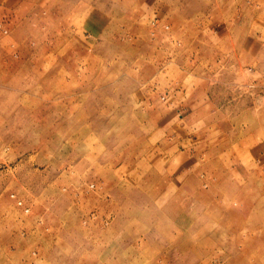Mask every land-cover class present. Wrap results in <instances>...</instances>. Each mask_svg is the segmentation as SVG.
Wrapping results in <instances>:
<instances>
[{
	"label": "rangeland",
	"instance_id": "rangeland-1",
	"mask_svg": "<svg viewBox=\"0 0 264 264\" xmlns=\"http://www.w3.org/2000/svg\"><path fill=\"white\" fill-rule=\"evenodd\" d=\"M23 2L0 264H264V0Z\"/></svg>",
	"mask_w": 264,
	"mask_h": 264
},
{
	"label": "crops",
	"instance_id": "crops-1",
	"mask_svg": "<svg viewBox=\"0 0 264 264\" xmlns=\"http://www.w3.org/2000/svg\"><path fill=\"white\" fill-rule=\"evenodd\" d=\"M23 3V0H0V10H2V8H4L5 10H12L16 7H19Z\"/></svg>",
	"mask_w": 264,
	"mask_h": 264
},
{
	"label": "built area",
	"instance_id": "built-area-1",
	"mask_svg": "<svg viewBox=\"0 0 264 264\" xmlns=\"http://www.w3.org/2000/svg\"><path fill=\"white\" fill-rule=\"evenodd\" d=\"M0 30L3 32L4 35L8 34V31L0 24Z\"/></svg>",
	"mask_w": 264,
	"mask_h": 264
},
{
	"label": "bare ground",
	"instance_id": "bare-ground-1",
	"mask_svg": "<svg viewBox=\"0 0 264 264\" xmlns=\"http://www.w3.org/2000/svg\"><path fill=\"white\" fill-rule=\"evenodd\" d=\"M58 1H59V0H58ZM246 14H247V13H246ZM250 55H251V54H250ZM46 58H47V57H46ZM58 68H59V66H58ZM60 68H61V67H60ZM62 68H63V67H62ZM61 74H62V72H61ZM58 75H59V74H58ZM58 75H57V76H58ZM63 78H64V77H63ZM57 82H58V80H57ZM61 82H62V81H61ZM61 82H60V83H61ZM67 85H68V84H67ZM63 92H65V91H63ZM195 220H196V219H195ZM216 226H217V225H216Z\"/></svg>",
	"mask_w": 264,
	"mask_h": 264
}]
</instances>
